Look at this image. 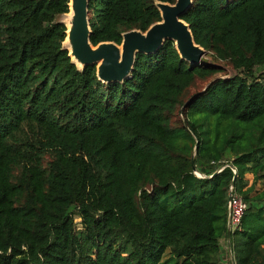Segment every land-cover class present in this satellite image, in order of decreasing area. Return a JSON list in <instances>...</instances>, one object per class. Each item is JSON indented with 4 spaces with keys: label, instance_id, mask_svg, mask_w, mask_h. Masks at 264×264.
<instances>
[{
    "label": "trees",
    "instance_id": "1",
    "mask_svg": "<svg viewBox=\"0 0 264 264\" xmlns=\"http://www.w3.org/2000/svg\"><path fill=\"white\" fill-rule=\"evenodd\" d=\"M157 2L177 0H90L93 46L147 32ZM69 3L0 0V264H223L221 240L264 264V0H194L209 63L167 41L108 85L64 47Z\"/></svg>",
    "mask_w": 264,
    "mask_h": 264
},
{
    "label": "water",
    "instance_id": "2",
    "mask_svg": "<svg viewBox=\"0 0 264 264\" xmlns=\"http://www.w3.org/2000/svg\"><path fill=\"white\" fill-rule=\"evenodd\" d=\"M69 1L71 15L69 25L62 21L67 29L64 47L72 63L80 70L96 66L97 77L104 84H123L131 77L138 55H154L167 41L175 43L181 59L190 64L192 69L210 62L208 51L196 44L190 25L183 20L193 6L194 0H177L174 5L157 2L161 22L152 25L145 33L136 30L125 33L121 45L105 42L96 47L91 42L90 0ZM197 149L198 143L195 150ZM235 184L236 177L232 183L233 187ZM230 235L231 231L228 232L229 238Z\"/></svg>",
    "mask_w": 264,
    "mask_h": 264
},
{
    "label": "built area",
    "instance_id": "3",
    "mask_svg": "<svg viewBox=\"0 0 264 264\" xmlns=\"http://www.w3.org/2000/svg\"><path fill=\"white\" fill-rule=\"evenodd\" d=\"M247 208L248 206L244 199L236 193L234 187H231L228 220V229L229 231H231V233L239 228ZM229 252L232 257L231 247L229 249Z\"/></svg>",
    "mask_w": 264,
    "mask_h": 264
},
{
    "label": "rangeland",
    "instance_id": "4",
    "mask_svg": "<svg viewBox=\"0 0 264 264\" xmlns=\"http://www.w3.org/2000/svg\"><path fill=\"white\" fill-rule=\"evenodd\" d=\"M70 19H71V15L70 14L67 15V16L65 15V16L60 17V21L62 20L66 24L69 23ZM65 46H66V44H65ZM219 67L224 70V72H222V73H220V74L217 75V78H219V79H229V78L234 77L237 74L236 71L232 70L230 67L225 66L224 64H219ZM247 180L249 182V185L252 184V182H253V176L252 175H248L247 176ZM261 188H262V186L260 184V185H258L257 190H261ZM75 222L77 224L80 223V219H76ZM222 257H223V255H222ZM224 260H226V262L227 263L229 262V264H230V257H229L228 254L224 257Z\"/></svg>",
    "mask_w": 264,
    "mask_h": 264
},
{
    "label": "crops",
    "instance_id": "5",
    "mask_svg": "<svg viewBox=\"0 0 264 264\" xmlns=\"http://www.w3.org/2000/svg\"><path fill=\"white\" fill-rule=\"evenodd\" d=\"M253 183V182H252ZM251 185V184H250ZM221 245L223 246V250H224V254L223 257H225L227 254L229 255L230 259H232L229 249H230V245H229V240H221ZM223 264H227L226 260L223 261Z\"/></svg>",
    "mask_w": 264,
    "mask_h": 264
},
{
    "label": "bare ground",
    "instance_id": "6",
    "mask_svg": "<svg viewBox=\"0 0 264 264\" xmlns=\"http://www.w3.org/2000/svg\"><path fill=\"white\" fill-rule=\"evenodd\" d=\"M70 22V21H69ZM67 25H69V23L67 24ZM67 46V45H66ZM73 59V58H72Z\"/></svg>",
    "mask_w": 264,
    "mask_h": 264
}]
</instances>
